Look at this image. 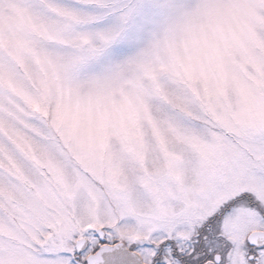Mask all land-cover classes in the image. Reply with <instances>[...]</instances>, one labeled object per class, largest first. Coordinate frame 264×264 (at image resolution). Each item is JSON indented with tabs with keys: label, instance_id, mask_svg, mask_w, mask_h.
<instances>
[{
	"label": "snow or ice",
	"instance_id": "obj_1",
	"mask_svg": "<svg viewBox=\"0 0 264 264\" xmlns=\"http://www.w3.org/2000/svg\"><path fill=\"white\" fill-rule=\"evenodd\" d=\"M0 264H264V0H0Z\"/></svg>",
	"mask_w": 264,
	"mask_h": 264
}]
</instances>
